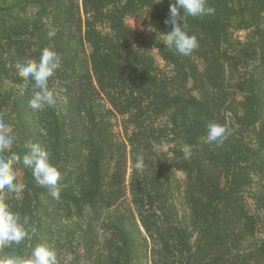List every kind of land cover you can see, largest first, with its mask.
Returning a JSON list of instances; mask_svg holds the SVG:
<instances>
[{"label": "trees", "instance_id": "trees-1", "mask_svg": "<svg viewBox=\"0 0 264 264\" xmlns=\"http://www.w3.org/2000/svg\"><path fill=\"white\" fill-rule=\"evenodd\" d=\"M175 2L40 0V6L55 4L49 16L58 28L48 39L41 20L34 24L43 35L37 37V53L29 56L47 46L59 54L67 42L64 77L59 74L69 95L63 123L60 112L47 107L45 133L33 137L62 174L60 199H53L60 208L42 204L47 187L31 192L38 210L29 189L20 192L18 215L21 223L27 220L28 236L20 246L4 248L8 259L29 258L37 245L47 243L49 221L66 218L70 208L83 215L82 203L89 208L83 231L87 264H264V240L256 242L264 193L253 192L256 181H264V0H207L214 14L197 17L179 9L188 34L199 42L189 56L142 43L143 36L125 22L136 18L166 33ZM228 30L250 31L256 41H235L227 54ZM6 39L0 20V67ZM86 45L91 73H80ZM151 47L168 69L164 73L144 52ZM100 97L110 107L102 116L95 111ZM114 115L126 123L124 143L108 129ZM209 123L228 130L223 144L199 141ZM23 127L13 126L10 153L24 141ZM171 143L176 144L172 159L160 158L155 147ZM137 157L143 158L142 170L134 167Z\"/></svg>", "mask_w": 264, "mask_h": 264}, {"label": "rangeland", "instance_id": "rangeland-1", "mask_svg": "<svg viewBox=\"0 0 264 264\" xmlns=\"http://www.w3.org/2000/svg\"><path fill=\"white\" fill-rule=\"evenodd\" d=\"M62 1V0H61ZM55 4H50L48 6L46 3L43 6H40V0H0V20L3 22L4 33L8 39L5 40V47L1 50L2 59L5 61L4 64L0 67V122L4 125L11 128L13 131V126H28L27 131H25V139L23 142L17 144V148L13 151L10 150L2 153L0 155L11 157L12 154L19 155L21 158L25 153L24 145L28 141H34L36 133H45L44 119L42 111H35L29 107V100L31 99V90L25 91L24 94H20V91L15 85L22 84V78L18 77L16 65L18 63H23L27 60H36L39 61L41 52H38L39 55L29 56L30 53H37L38 45L40 42L37 38L43 34H38L34 31V24L41 20V24L44 26L43 31L48 35L47 38L50 39L54 37L56 33L57 25L52 19L53 16H49V13L53 10ZM264 6V4H262ZM81 9V2H79ZM237 20H232L233 23H236ZM126 24L130 27L134 34H141L143 37L140 41H147L157 44H164L163 32L158 30H150L146 24L141 20L136 18H126ZM63 25V24H62ZM65 25H63L64 27ZM62 27V28H63ZM231 34L227 48V54L230 53L231 47L235 44V41H240L241 43H246L247 41H256L255 37H252L250 31H232L228 30ZM144 35L146 37H144ZM46 41V40H44ZM44 43V42H43ZM64 46L59 48L60 58L64 57L65 43ZM53 51V47H45ZM43 48V49H45ZM20 50H23L25 56L19 53ZM33 51V52H32ZM55 52V51H54ZM147 57L151 58L154 64L161 70L163 73L168 70L164 63L160 60L158 51L154 47L144 49ZM90 53V48L85 46V54H80V63L78 66L80 73H91V67L88 60V55ZM62 66L56 70L55 75L49 79L48 86L50 89L54 90L56 94V103L53 106H50L52 109L58 110L60 112L59 122L63 123V117L65 116V110L68 107V97L66 95V90L64 88V79L59 78V74H63ZM110 109L108 103L103 97H100L97 100L95 111L96 114L101 115L106 110ZM111 127L108 128L115 136V140L119 143H124L125 132L124 129L127 127L126 123H123V119L118 116H110ZM129 133V132H128ZM201 143H208L207 141V132L199 140ZM36 143V142H35ZM156 153L159 154L160 158H169L172 159V151L176 150V144H164L162 146L155 147ZM9 153V154H8ZM262 161L261 155L256 158L257 164H260ZM14 171L17 177L18 183L29 189L30 193L33 188L39 184L35 181L32 175V170L26 168L22 160L14 164ZM131 175V163H128L127 170V179ZM174 177L178 180H183V176L179 172H174ZM262 177V176H261ZM253 192L258 194L264 193V181H256V185L253 187ZM22 195L20 193H7L6 202L8 203L10 210L13 213L19 214V209H21L20 201ZM32 201H35V206L37 207V201L35 200V195L31 193L29 197ZM54 198L50 193L43 194L41 197L42 204L50 208L51 206H57V202L53 200ZM34 205V203H33ZM32 205V206H33ZM177 205V200L173 202V213L169 217V225L174 227L175 220V206ZM42 207V205H41ZM82 208L83 215H79L77 209H71L67 214L66 218H54V220L49 221V229L46 228L43 237L47 241V244L50 248L55 250L58 259L63 261L65 264H87L88 259L85 257L86 254V244L85 235L83 233L84 221L89 214V208L87 206L83 207L82 203L80 204ZM47 208V207H46ZM60 208V206L58 207ZM16 211V212H15ZM171 211V210H170ZM100 225V224H98ZM84 226V227H83ZM258 227L260 234L256 238V242L260 243L264 240V211L260 214L258 221ZM98 242V238L94 240V243ZM18 246H20L18 244ZM17 246V247H18ZM5 247H0V262L8 260V257L2 254V251ZM12 248V245L8 246L7 249ZM15 249V246L13 247ZM150 250V249H149ZM94 260V257L92 258ZM63 263V264H64ZM92 264H97L92 261Z\"/></svg>", "mask_w": 264, "mask_h": 264}, {"label": "clouds", "instance_id": "clouds-1", "mask_svg": "<svg viewBox=\"0 0 264 264\" xmlns=\"http://www.w3.org/2000/svg\"><path fill=\"white\" fill-rule=\"evenodd\" d=\"M188 16H202L214 14L215 9L207 6V0H176L175 5L170 4L169 18L165 20L166 25H171V30L162 33L164 44L169 49L174 48L177 53L189 56L199 47L195 35H189L184 15L179 14V9ZM61 67L60 56L50 50L43 49L39 61L27 60L16 65L17 75L22 78V84H17L20 94L31 90L29 107L35 111H43L56 103V94L48 86L49 79L55 75L56 70ZM207 141L223 144L227 138L228 130L219 124L209 123ZM15 135L10 127L0 122V154L9 151L15 143ZM25 153L21 158L12 154L11 157L0 155V247H8L11 244H19L28 236V229L20 222L18 214L13 213L6 202L7 193H20L24 186L17 181L14 164L21 162L26 168L32 170L35 181L50 190V195L60 199V182L63 177L60 171L49 163V153L39 143L32 141L24 145ZM191 155L188 146L184 149L185 159ZM134 167L142 170L144 162L142 157H137ZM0 264H59L55 250L47 244L37 245L29 258L26 260L8 259Z\"/></svg>", "mask_w": 264, "mask_h": 264}]
</instances>
